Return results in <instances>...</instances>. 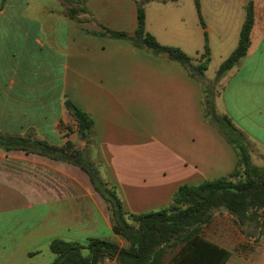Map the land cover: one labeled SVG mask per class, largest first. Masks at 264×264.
I'll return each mask as SVG.
<instances>
[{
  "label": "crops",
  "instance_id": "obj_1",
  "mask_svg": "<svg viewBox=\"0 0 264 264\" xmlns=\"http://www.w3.org/2000/svg\"><path fill=\"white\" fill-rule=\"evenodd\" d=\"M237 1L253 5L249 47L224 75L214 105L244 138L251 161L264 162V0ZM85 6L89 13L72 18L62 0H0V134L94 152L127 213L157 211L181 184L228 175L237 155L203 117L201 81L164 55L98 34L100 25L132 33L136 0ZM67 99L92 117V144L79 136ZM29 148L0 147V264H51L54 238L126 245L87 174ZM230 222L227 211H216L201 234L231 252L224 264H264V235L235 251Z\"/></svg>",
  "mask_w": 264,
  "mask_h": 264
},
{
  "label": "trees",
  "instance_id": "obj_2",
  "mask_svg": "<svg viewBox=\"0 0 264 264\" xmlns=\"http://www.w3.org/2000/svg\"><path fill=\"white\" fill-rule=\"evenodd\" d=\"M143 1L137 3V23L132 33L111 30L100 25L98 34L123 39L137 48H146L153 54L184 65L192 77L201 81L203 89V117L214 123L233 145L237 155L236 165L225 176L205 180L197 184H182L174 192L170 203L157 211L133 214L122 209L115 188L100 177L98 164L82 155L74 144L66 141L62 146L47 145L17 136L0 134V147L4 150L32 151L33 145L39 154L61 160L81 168L88 176L94 190L103 197L112 211V229L123 238L126 245L115 239L88 237L85 242L54 238L49 248L55 254L51 264H102L115 260L116 264H224L230 251L209 241L201 234L203 224L210 222L216 211L225 210L239 226L256 223L264 235V165L252 163L248 145L243 143L238 130L227 115H217L214 107V88L218 81L246 54L254 13L252 2L246 6V17L239 32L238 43L230 55L220 64L214 81L207 90L201 76L208 64V47L191 64L189 56L176 46L159 43L145 29ZM64 13L76 15L89 13L85 0H62ZM199 11V1L195 0ZM65 105L76 121L79 136L88 144L93 143L94 122L92 117L70 100ZM177 248V249H176ZM86 251V253H84Z\"/></svg>",
  "mask_w": 264,
  "mask_h": 264
},
{
  "label": "rangeland",
  "instance_id": "obj_3",
  "mask_svg": "<svg viewBox=\"0 0 264 264\" xmlns=\"http://www.w3.org/2000/svg\"><path fill=\"white\" fill-rule=\"evenodd\" d=\"M198 1L199 11L195 5V0H173L172 3L154 2L151 4L144 1V12L148 18L147 28L145 27V29L150 33V30L154 31L156 34H151L159 43L179 47L189 56L193 65L199 63L198 59L205 52V45H207L209 60L207 68L201 76L207 90L210 82L214 81L220 64L237 46L239 32L246 17V7H241L237 0ZM224 78L225 76L215 85V92L219 84L223 85L225 83ZM221 110L222 108H220ZM215 112L220 116L225 115L220 114L217 110ZM238 137L246 144L242 136ZM74 148L77 149L75 145ZM80 151L85 158L98 164V169H101L98 161L93 157L94 152L85 148ZM252 163L257 166L264 165L263 160L258 158H254ZM107 208L112 217V211L108 204ZM228 227L231 232L232 243L235 244L234 248L230 247L235 251L245 250L249 246L257 245L262 237L255 222L239 226L232 216V222L228 224ZM207 230L204 233L208 234ZM108 238L113 239L112 237Z\"/></svg>",
  "mask_w": 264,
  "mask_h": 264
}]
</instances>
